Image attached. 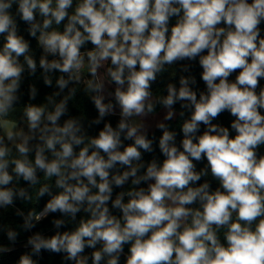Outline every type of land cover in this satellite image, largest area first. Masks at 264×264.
Returning a JSON list of instances; mask_svg holds the SVG:
<instances>
[{"label": "clouds", "instance_id": "obj_1", "mask_svg": "<svg viewBox=\"0 0 264 264\" xmlns=\"http://www.w3.org/2000/svg\"><path fill=\"white\" fill-rule=\"evenodd\" d=\"M174 66L178 85L157 95ZM38 68L51 91L35 102L30 83L22 103ZM262 81L264 0H0V209L47 196L16 209L23 229L61 217L17 264L42 250L63 264H264ZM81 93L87 124L70 108ZM177 104L179 141L166 123ZM225 112L230 125L214 123ZM6 234L0 257L19 235Z\"/></svg>", "mask_w": 264, "mask_h": 264}, {"label": "trees", "instance_id": "obj_2", "mask_svg": "<svg viewBox=\"0 0 264 264\" xmlns=\"http://www.w3.org/2000/svg\"><path fill=\"white\" fill-rule=\"evenodd\" d=\"M23 29V26H22ZM25 35L26 39H29L33 45V50L36 54L37 61L40 55V50L35 47V40L27 35L26 32L23 33ZM192 64L191 67V74L196 77L197 84L193 86L194 88L203 91L205 89V85L203 81L200 79V72L202 69L199 66L198 61L196 62H189ZM173 72H175V79L173 80ZM182 74L179 72V66H174V68L169 69L167 72L163 74V76L158 77L157 82L153 85L154 92L157 95H166V84L168 82H174L178 85V80H179V75ZM187 74V73H184ZM40 75V70L38 68L37 70V76L36 77H27L26 74V79L22 88V91L24 93L23 98H22V103L28 102V97H27V90H28V85L30 83H35L38 90H39V96L37 97V100L35 102H41L43 100V97L46 93H49L51 89L47 88L44 84L42 79H39ZM234 78V77H233ZM264 84V81L261 82ZM54 87V85H53ZM177 111L179 112L180 106L177 104L176 106ZM70 108L73 110V113L75 115L83 116L85 118L86 124L93 119L97 113L94 109V105L91 103V101L88 99L87 96L83 95L82 93L78 95L77 99L70 104ZM160 109V108H158ZM157 109V110H158ZM22 109H18L15 117L16 119H19L21 117ZM186 113V117H187ZM113 125L117 122V117H111ZM233 118L227 113H223L218 121H214V123L218 122L223 124L224 126H229L230 122ZM181 118L179 117L178 113L177 116L174 117L172 121H168L170 125V130L175 131L177 133V140L182 136V133L180 132V124H181ZM102 127V124L99 126H93L92 128L89 129V132L92 134H96L98 131V128ZM152 131H155L156 135V143H158V139L160 136V131L156 129L150 130V136L152 135ZM152 154L145 153L144 157L146 160L151 158ZM156 156H159V151L157 149ZM216 184L215 182L213 183V187H215ZM30 192L34 196V190H30ZM49 197L45 196L43 198H40L39 201L37 202L35 198L33 199L32 202H26V201H20L17 200L15 207H10L6 210L0 209V225H3V228L0 229V244L3 245H9V241L7 239V230L8 229H13L19 233L17 241L15 245L13 246V250L7 254H3L2 257H0V264H17V261L20 257L21 254L25 252H30V246H27V240L28 237L31 236L33 233L39 232L44 236H50L54 234L57 229L53 226L52 221L57 218H61L58 213H52L49 214L48 217L42 219L39 222H36L35 228L25 231L23 229V222L24 218L23 216H18L16 215V209L19 208L23 213L24 216L27 215V213L33 209L36 211H40L43 209L44 204L46 203L47 199ZM73 227V225H68L67 229L62 228L60 231L63 230H70ZM127 251V249H125ZM34 259L37 261V264H63L62 260V254H56V253H50L48 251H41V254L38 257H34Z\"/></svg>", "mask_w": 264, "mask_h": 264}, {"label": "rangeland", "instance_id": "obj_3", "mask_svg": "<svg viewBox=\"0 0 264 264\" xmlns=\"http://www.w3.org/2000/svg\"><path fill=\"white\" fill-rule=\"evenodd\" d=\"M165 111L166 110L163 109V108L158 109L156 116L154 118H150V121H152V123L154 124L155 120L162 119L163 118V115L165 114ZM177 113H178V111H177Z\"/></svg>", "mask_w": 264, "mask_h": 264}]
</instances>
